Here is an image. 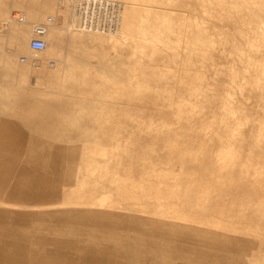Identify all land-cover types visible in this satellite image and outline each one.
<instances>
[{
  "label": "rangeland",
  "instance_id": "1",
  "mask_svg": "<svg viewBox=\"0 0 264 264\" xmlns=\"http://www.w3.org/2000/svg\"><path fill=\"white\" fill-rule=\"evenodd\" d=\"M48 15L64 41L37 70L19 57ZM9 117L0 264H264V0H0Z\"/></svg>",
  "mask_w": 264,
  "mask_h": 264
},
{
  "label": "crops",
  "instance_id": "2",
  "mask_svg": "<svg viewBox=\"0 0 264 264\" xmlns=\"http://www.w3.org/2000/svg\"><path fill=\"white\" fill-rule=\"evenodd\" d=\"M57 15L55 16L56 19ZM56 22V21H55ZM60 32H61V37H60ZM64 30H62V28H58L57 26H52L49 29V35H48V43H52L53 40H57L59 41L62 40V42L64 41V38L62 37ZM64 36V35H63ZM31 68H34L33 66H30ZM8 69H11L13 71L7 72L10 74H15L16 70H27L28 67H24V66H14V67H8ZM18 74V72H17ZM11 88L7 89L10 90ZM13 89V88H12ZM14 90V89H13ZM11 94V93H10ZM15 94H13L14 96ZM10 100H14L15 97L13 98H9ZM69 116V115H67ZM0 122L3 123H12V125L16 122H18V120L16 118H0ZM80 166V163H78ZM78 168V166H76ZM74 167L72 166H68L67 172H66V181L69 180V178L72 177V171ZM49 177V176H48ZM48 185L49 188L48 190H50L51 192V188L53 187V181L52 179H48ZM69 184L66 182V184L61 187V210H60V214H56L55 218L60 217L61 219V230H60V234L62 236V238L66 239L69 238L70 236H72L74 233H76L77 235H79L80 233H83L84 231L78 226L74 227V225L72 224L71 220L73 218H77L78 220L81 219L82 222H84V209H85V204H77V209L74 210L73 208L70 207V203H71V196L69 194V190H68ZM49 194V193H48ZM53 212V211H52ZM50 217H52V213H50L49 215ZM83 227V225H81Z\"/></svg>",
  "mask_w": 264,
  "mask_h": 264
},
{
  "label": "built area",
  "instance_id": "3",
  "mask_svg": "<svg viewBox=\"0 0 264 264\" xmlns=\"http://www.w3.org/2000/svg\"><path fill=\"white\" fill-rule=\"evenodd\" d=\"M9 21H5L4 26H7L6 23L8 22H22L24 20V16L21 11L14 10L10 13ZM52 22V17L47 16L43 21L37 23L33 27L31 38L29 39L28 47L30 50V56L31 60L33 59V65L35 69H39L41 66L40 61L46 62V67H52L55 65L54 59H47L44 57H41V54L45 50L46 47V41H45V34L47 32L48 24ZM28 60L27 56H20V61L22 63H25ZM34 78L31 79L30 83L33 85L35 84L33 81ZM35 80V79H34Z\"/></svg>",
  "mask_w": 264,
  "mask_h": 264
},
{
  "label": "bare ground",
  "instance_id": "4",
  "mask_svg": "<svg viewBox=\"0 0 264 264\" xmlns=\"http://www.w3.org/2000/svg\"><path fill=\"white\" fill-rule=\"evenodd\" d=\"M14 11V10H13ZM17 11H19V10H17ZM22 12V11H21ZM22 14H23V16H24V20L22 21V22H15L14 21V23H19V24H21V23H24V22H26V18H25V15H24V13L22 12ZM27 14V13H26ZM49 16V15H48ZM11 17V16H10ZM47 17V16H46ZM45 17V18H46ZM52 17V22L50 23V24H48V28H47V32H46V34H45V36H44V38H45V41H46V47H47V36H48V33H49V29L55 24V18L53 17V16H51ZM44 18V19H45ZM43 19V20H44ZM42 20V21H43ZM162 21L161 22H163L164 21V18L163 19H161ZM166 20V19H165ZM29 22V21H28ZM41 22V21H40ZM167 22V21H166ZM37 23H39V22H37ZM37 23H35L34 25H36ZM170 23V22H169ZM163 24H165V22L163 23ZM167 24V23H166ZM27 25V24H26ZM34 25H33V27H34ZM170 25V24H169ZM32 31H33V28H32ZM31 38V37H30ZM29 38V39H30ZM28 43H29V41H28ZM46 47H45V49H46ZM29 48V47H28ZM45 51V50H44ZM43 51V52H44ZM20 58V57H19ZM31 58V57H30ZM30 58H28V60L27 61H29L30 63H31V65H33V59L31 60ZM96 199V198H95ZM100 199H101V197H100ZM92 200V199H91ZM103 204V203H102ZM98 206H99V204H98ZM2 207H4V206H2ZM13 208H15V207H13ZM93 208V207H92ZM98 209H101V208H98ZM10 210H12V209H10ZM14 210V209H13ZM95 210H96V208H95ZM24 214V213H23ZM19 215H20V212H19ZM26 215V214H25ZM18 217V216H17Z\"/></svg>",
  "mask_w": 264,
  "mask_h": 264
}]
</instances>
